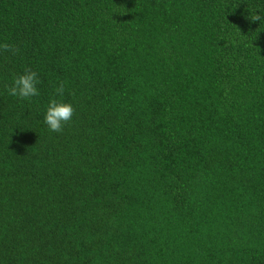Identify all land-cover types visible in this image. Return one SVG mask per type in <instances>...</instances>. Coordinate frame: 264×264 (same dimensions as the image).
I'll use <instances>...</instances> for the list:
<instances>
[{"label": "trees", "instance_id": "1", "mask_svg": "<svg viewBox=\"0 0 264 264\" xmlns=\"http://www.w3.org/2000/svg\"><path fill=\"white\" fill-rule=\"evenodd\" d=\"M5 43L0 264H264V0H0Z\"/></svg>", "mask_w": 264, "mask_h": 264}, {"label": "clouds", "instance_id": "2", "mask_svg": "<svg viewBox=\"0 0 264 264\" xmlns=\"http://www.w3.org/2000/svg\"><path fill=\"white\" fill-rule=\"evenodd\" d=\"M255 20H261V18L257 16ZM0 48L15 54V48L12 45L0 44ZM39 84L38 72L25 66L20 74L12 78L10 85L7 86V94L19 101L30 102L40 95ZM65 90L64 82H59L54 86L53 95L44 109L43 123L49 132H63L74 116L75 108L72 102L65 99Z\"/></svg>", "mask_w": 264, "mask_h": 264}]
</instances>
